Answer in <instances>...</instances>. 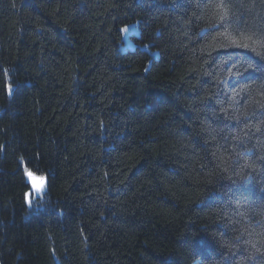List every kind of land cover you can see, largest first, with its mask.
Returning <instances> with one entry per match:
<instances>
[{
	"label": "trees",
	"instance_id": "obj_1",
	"mask_svg": "<svg viewBox=\"0 0 264 264\" xmlns=\"http://www.w3.org/2000/svg\"><path fill=\"white\" fill-rule=\"evenodd\" d=\"M0 264H264V0H0Z\"/></svg>",
	"mask_w": 264,
	"mask_h": 264
},
{
	"label": "snow or ice",
	"instance_id": "obj_2",
	"mask_svg": "<svg viewBox=\"0 0 264 264\" xmlns=\"http://www.w3.org/2000/svg\"><path fill=\"white\" fill-rule=\"evenodd\" d=\"M233 43H235V41H233ZM238 46L244 47V48L249 47L248 44H242V45H238ZM7 89H8L9 94H11V92H12V86L10 84L7 86ZM237 139H238V137H237ZM28 175L31 177L32 176V173L31 172H28ZM42 188H43V182L41 181V183L36 187L35 191L37 193H39L42 190Z\"/></svg>",
	"mask_w": 264,
	"mask_h": 264
},
{
	"label": "water",
	"instance_id": "obj_3",
	"mask_svg": "<svg viewBox=\"0 0 264 264\" xmlns=\"http://www.w3.org/2000/svg\"><path fill=\"white\" fill-rule=\"evenodd\" d=\"M30 172V171H29ZM26 177H27V180L28 182L30 183V185L32 186L33 190L36 189V187L41 183V180L40 179H36L34 178L33 176H29L28 175V172L26 173Z\"/></svg>",
	"mask_w": 264,
	"mask_h": 264
},
{
	"label": "rangeland",
	"instance_id": "obj_4",
	"mask_svg": "<svg viewBox=\"0 0 264 264\" xmlns=\"http://www.w3.org/2000/svg\"><path fill=\"white\" fill-rule=\"evenodd\" d=\"M133 28H135V27H133ZM133 28H132V30H133ZM133 39L132 38H130V37H126L125 38V44L123 45V47L124 48H129V47H133Z\"/></svg>",
	"mask_w": 264,
	"mask_h": 264
},
{
	"label": "bare ground",
	"instance_id": "obj_5",
	"mask_svg": "<svg viewBox=\"0 0 264 264\" xmlns=\"http://www.w3.org/2000/svg\"><path fill=\"white\" fill-rule=\"evenodd\" d=\"M32 173V172H31ZM32 176L34 177V178H36V179H40L42 182H43V184H44V180L42 179V178H37V177H35L33 174H32ZM26 179H27V177H26ZM27 182H28V180H27ZM29 183V182H28ZM29 185H30V183H29ZM31 186V185H30ZM31 188H32V186H31ZM32 191L33 192H36L35 190H33V188H32ZM42 191H40L39 193H41ZM37 193V192H36Z\"/></svg>",
	"mask_w": 264,
	"mask_h": 264
}]
</instances>
